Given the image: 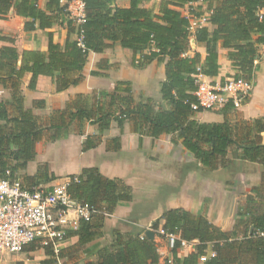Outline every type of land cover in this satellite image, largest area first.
I'll return each instance as SVG.
<instances>
[{"label":"trees","instance_id":"16d2710c","mask_svg":"<svg viewBox=\"0 0 264 264\" xmlns=\"http://www.w3.org/2000/svg\"><path fill=\"white\" fill-rule=\"evenodd\" d=\"M83 1L84 21L76 24L72 19L68 20L69 33L75 32L76 39H67L61 45L51 37L47 54L24 50L19 66L20 54L15 47L0 48V84L11 90L12 102L19 111V114L11 116L6 102L0 99V120L5 121L0 123V179L8 177L7 171L14 178L18 169L26 167L34 159L37 140L40 141L50 130H54L51 139H58L67 126H43L35 120L19 94L22 75L33 73L31 88H35L37 77L42 74L52 76L59 88H65L80 80L77 75L83 69L89 52L105 51L112 46L110 41L121 42L123 47L140 53L144 60L156 59L165 63L166 79L161 84V92L171 107L156 109L153 100L149 99L122 111L125 117L139 119L140 126L153 136L178 133L183 144L208 167L225 165L230 148L235 149L239 158L264 165V118L256 119L251 125L239 126L228 122H199L192 118L191 108V103L197 100L194 92L198 89V75L219 74V41L231 49L229 57L239 70L234 77H252L258 55L257 45L264 43V35L255 38L257 33L264 34V13L261 12L264 0H207L210 10L207 24L213 25L214 29L205 25L195 31L190 30V18L183 14L181 8L185 3L196 0H161L158 12L143 7L141 4L146 0H131L129 7H113L111 0ZM13 4L16 13L27 18L26 31L51 27L67 13L59 0H47L45 9L36 0H0V16L7 15ZM203 13L202 5L190 8V14L197 17ZM192 39L206 46V56L198 51L188 54ZM123 85L119 83L116 86L113 100L119 101L123 92L130 91ZM122 99L127 100V97ZM80 114L88 116L87 111ZM44 170L39 171L42 181L56 178L49 176L47 164ZM67 189L79 202L105 207L109 214L120 202L131 198L129 190L95 168H86L81 175L72 176ZM258 195L250 196L245 206L239 209L240 217L231 232L223 231L206 217L182 208L165 212L162 216L165 234L179 236L165 264H264V189ZM105 216L96 214L90 220L81 219L77 229H69L65 240L79 236L72 247L55 253L51 245H45L49 257L40 264H60L58 260L68 256V250L71 257L75 256L79 248L99 234ZM153 226L159 229L160 220L154 221ZM194 239L200 241L196 251L180 255L182 242ZM39 247L38 243H33L29 248L35 250ZM97 253V259L88 260L86 264H161L162 259L153 239L146 235H123L119 231L116 232L115 244H104Z\"/></svg>","mask_w":264,"mask_h":264},{"label":"crops","instance_id":"0c3cea01","mask_svg":"<svg viewBox=\"0 0 264 264\" xmlns=\"http://www.w3.org/2000/svg\"><path fill=\"white\" fill-rule=\"evenodd\" d=\"M36 1L45 9L47 0ZM130 4L131 0H111L113 7H129ZM160 4L161 0H146L141 5L158 12ZM190 8L188 2L182 6L181 11L187 16ZM203 10L209 16L208 1L203 5ZM261 12L264 13V8ZM26 21L27 18L16 13L14 4L7 15L0 16V48L15 47L20 54L18 66L21 65V54L24 50H38L47 54L51 37L55 43L61 45H64L67 39L78 37L75 32L69 33L68 18L65 15L51 27L44 29L26 31ZM205 25L211 30L214 29V26L207 22L203 24ZM263 35L257 33L255 38ZM193 41L195 39L191 40L188 54L193 55L198 51L202 56H206V46ZM110 43L112 46L103 52L90 51L83 69L77 75L80 80L65 88H59L55 79L45 74L37 77L35 88L30 87L32 72H25L19 80V94L23 98L24 106L31 110L38 123L43 126H67L63 128L58 139H51L54 130H50L40 141L37 140L34 159L30 160L26 167L18 169L12 179L18 180L24 188L48 187L58 182L69 183L72 176L81 175L84 169L95 168L131 193L130 200L120 202L111 215L105 216L99 234L79 248L75 256L71 257L70 250L66 251L68 256L60 258V264H86L88 260H96L97 251L101 246L107 243L115 244L117 231L123 235L131 233L143 237V231L146 234L149 232L148 224L156 220H160V228H163V214L175 208L202 215L214 226L231 232L240 217L239 209L245 206L244 203L250 196L259 197V191L264 189V165L239 158L234 148L229 149L225 165L211 168L203 164L183 144V139L178 133L153 136L144 126H140L139 119H134L133 116L125 117L122 111L149 99L153 100L156 109L171 107L168 101L163 99L161 92V84L166 79L165 63L156 59L144 60L140 53L123 47L119 41ZM230 51V48L224 47L219 41V74L198 75L199 79L224 81L239 74L238 68L229 57ZM257 53L252 77L249 79L253 83L251 95L239 105L230 102L213 110H192V118L199 122H228L236 126L251 125L256 119L264 118V43L257 45ZM119 83H123L125 88H130V91L123 92L119 101H115L113 94ZM122 97H127V100ZM0 99L6 102L11 116L19 114L12 102L11 90L3 88L1 84ZM81 111H87L88 116L82 117ZM4 122L0 120V123ZM262 135L264 136V132ZM56 158H64L60 163V170H57ZM239 163L255 164L260 169L244 198L238 200L234 219L227 226L223 224L217 211L224 209L231 195L226 183L214 172L230 169ZM45 164L48 166L49 176L56 177L54 180L40 179L39 171L44 170ZM8 172L11 177V172L7 171V174ZM154 233L150 239L159 246L165 236L158 231ZM78 240L79 236H71L61 244L60 249L72 247ZM33 243L40 245L39 252L43 253L40 258L31 259L25 255L33 254L39 249L30 250L29 247ZM186 243H193L192 249H186ZM199 243L198 239L183 241L180 255L185 256L196 251ZM31 244L18 252L19 254L3 253L2 255L19 256L4 260L2 264H40L49 257L45 247L39 242ZM158 252L161 255L159 247ZM167 252L166 257H169L170 247ZM211 254L209 248L208 255ZM165 262L166 258L162 257L161 264Z\"/></svg>","mask_w":264,"mask_h":264},{"label":"built area","instance_id":"2783aa9c","mask_svg":"<svg viewBox=\"0 0 264 264\" xmlns=\"http://www.w3.org/2000/svg\"><path fill=\"white\" fill-rule=\"evenodd\" d=\"M59 1L76 24L84 21L86 13L83 0ZM204 2L205 0L191 1L189 6L202 5L203 8ZM187 16L190 18L191 31L203 26L208 19L205 13L199 17L190 13ZM197 82L198 89L194 92L197 100L191 103L194 111L213 110L230 102L239 105L253 91L252 81L241 76L215 82L201 81L198 77ZM9 175L8 172V177L0 179L1 254L21 252L32 242H39L42 246L51 245L54 252L58 253L67 231L76 229L81 219L90 220L96 214L111 215L105 207L83 204L74 199L67 189L68 182L29 189L24 188L18 180L12 179ZM147 229L149 231L155 229L153 222L148 224ZM155 231L169 238L170 249L179 238L175 234H165L163 228Z\"/></svg>","mask_w":264,"mask_h":264},{"label":"rangeland","instance_id":"374dc122","mask_svg":"<svg viewBox=\"0 0 264 264\" xmlns=\"http://www.w3.org/2000/svg\"><path fill=\"white\" fill-rule=\"evenodd\" d=\"M206 3H207V1L205 0L203 5L205 6ZM65 16L68 18V20L71 19L69 17L68 13H66ZM63 159L64 158H61L58 160V158H56L57 170H60L61 167H59V166H60L61 161H63ZM259 169H260V167L255 165V164L239 163L230 169H226V170L219 169V170L214 172V174L217 177H219V179H222L223 182L226 183L228 190H229V194L231 195L229 202L226 203V205H224V209H222V210L218 209V211H217L218 214L220 213L219 217L222 218L224 225L228 226L230 224V222L232 221V219H234L235 210H236V207L238 205V200L244 198V195L246 194V192H248V188L250 187L251 183H253L255 178H257V173H258ZM217 194H218V192H217ZM218 214H216V216H218ZM150 231L156 232L155 229L150 230ZM145 235H147V234L143 231L142 236H145ZM170 244L171 243H170V240L168 237L162 238V242H160L158 244L159 245L158 246L159 251L163 255L162 257H166L168 255L167 249H168ZM185 247H186V249H192L193 243H186ZM39 250H41V249L39 248L33 254L26 253L25 255H26V257L31 258V259H34L35 257L40 258L43 255V253H42V251L39 252ZM14 256H19V255H17V254H15V255H6V254L2 255L0 253V264H2L4 262V260H8L10 258H13Z\"/></svg>","mask_w":264,"mask_h":264},{"label":"water","instance_id":"95a60500","mask_svg":"<svg viewBox=\"0 0 264 264\" xmlns=\"http://www.w3.org/2000/svg\"><path fill=\"white\" fill-rule=\"evenodd\" d=\"M193 42H195V41H193ZM154 234L155 233L153 231L147 232V235H148L149 238H153Z\"/></svg>","mask_w":264,"mask_h":264}]
</instances>
